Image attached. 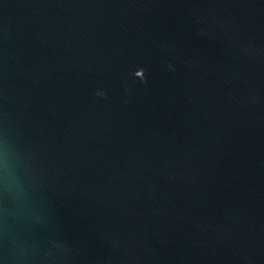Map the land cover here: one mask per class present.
<instances>
[{
  "label": "water",
  "instance_id": "water-1",
  "mask_svg": "<svg viewBox=\"0 0 264 264\" xmlns=\"http://www.w3.org/2000/svg\"><path fill=\"white\" fill-rule=\"evenodd\" d=\"M0 264H264V0H0Z\"/></svg>",
  "mask_w": 264,
  "mask_h": 264
}]
</instances>
